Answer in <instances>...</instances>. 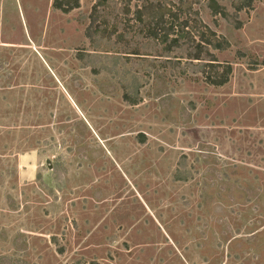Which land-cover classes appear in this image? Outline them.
I'll return each mask as SVG.
<instances>
[{
  "label": "rangeland",
  "instance_id": "rangeland-1",
  "mask_svg": "<svg viewBox=\"0 0 264 264\" xmlns=\"http://www.w3.org/2000/svg\"><path fill=\"white\" fill-rule=\"evenodd\" d=\"M53 1L0 0V264H264V0H188L223 86L148 39L145 0Z\"/></svg>",
  "mask_w": 264,
  "mask_h": 264
},
{
  "label": "trees",
  "instance_id": "trees-1",
  "mask_svg": "<svg viewBox=\"0 0 264 264\" xmlns=\"http://www.w3.org/2000/svg\"><path fill=\"white\" fill-rule=\"evenodd\" d=\"M107 0H97L94 5V10L99 6H103ZM143 8H139L136 12L138 19L141 21V25L145 26V32L149 40L154 41L157 44H161L166 52L171 53L183 45L189 47L188 59L190 61H198L195 64L197 70L205 74V78L209 84L214 86H223L229 82L230 76L233 72V66L231 63H221L214 52L210 51L209 46L214 50H224L229 42L226 39L220 40L215 32L206 27V30L202 31L200 26L190 24V18H182L183 15L191 13L199 19L200 12L193 8V3L188 0H180L182 4L178 6L175 13L171 12V9L166 6L161 0H145ZM209 7L214 14H220L226 19H232L227 12L225 6H223L219 0H209ZM235 15L244 9H249L253 5V0H234L232 2ZM81 5L80 0H54L53 6L56 9L62 10L64 13H70L72 10L79 8ZM237 29L243 26L239 20L233 21ZM89 29H93L90 26ZM101 26H97L94 31L102 32ZM211 34L213 36H209ZM114 34H88L86 36L94 45L97 41V37L111 38ZM116 37H122V34H116ZM199 37V38H196ZM133 52H127L131 55H140L139 49L131 50ZM85 52L78 54L79 59L83 60ZM171 57L169 54L164 55ZM88 60V59H84ZM171 60V59H168ZM95 73L98 70H94ZM134 91L128 88L124 91L123 98L131 105H138L142 98L140 96V88L138 83H135ZM144 137V136H142ZM142 141H145L142 139ZM187 178L181 173V170L176 173V180H186Z\"/></svg>",
  "mask_w": 264,
  "mask_h": 264
}]
</instances>
